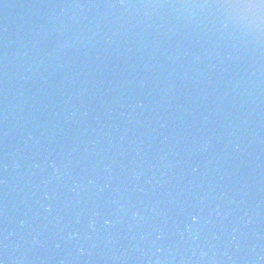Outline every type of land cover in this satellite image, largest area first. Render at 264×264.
Segmentation results:
<instances>
[{"label":"water","instance_id":"obj_1","mask_svg":"<svg viewBox=\"0 0 264 264\" xmlns=\"http://www.w3.org/2000/svg\"><path fill=\"white\" fill-rule=\"evenodd\" d=\"M259 3L0 0V264H264Z\"/></svg>","mask_w":264,"mask_h":264},{"label":"clouds","instance_id":"obj_2","mask_svg":"<svg viewBox=\"0 0 264 264\" xmlns=\"http://www.w3.org/2000/svg\"><path fill=\"white\" fill-rule=\"evenodd\" d=\"M229 7L239 9V14L235 15V19L238 22L244 23L246 27L259 29L264 24V0H261L259 4H241L230 5Z\"/></svg>","mask_w":264,"mask_h":264}]
</instances>
